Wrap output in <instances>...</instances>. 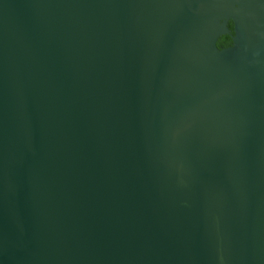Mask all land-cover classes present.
<instances>
[{
  "label": "water",
  "instance_id": "water-1",
  "mask_svg": "<svg viewBox=\"0 0 264 264\" xmlns=\"http://www.w3.org/2000/svg\"><path fill=\"white\" fill-rule=\"evenodd\" d=\"M0 264H264V0H0Z\"/></svg>",
  "mask_w": 264,
  "mask_h": 264
},
{
  "label": "trees",
  "instance_id": "trees-1",
  "mask_svg": "<svg viewBox=\"0 0 264 264\" xmlns=\"http://www.w3.org/2000/svg\"><path fill=\"white\" fill-rule=\"evenodd\" d=\"M231 26V28L233 27V24H231L230 25ZM231 38H230V36H228V35H225V36H222L221 38H220V40H219V42H218V46L220 47V48H223V47H225V46H230L231 45Z\"/></svg>",
  "mask_w": 264,
  "mask_h": 264
},
{
  "label": "flooded vegetation",
  "instance_id": "flooded-vegetation-1",
  "mask_svg": "<svg viewBox=\"0 0 264 264\" xmlns=\"http://www.w3.org/2000/svg\"><path fill=\"white\" fill-rule=\"evenodd\" d=\"M231 24H233V23L230 22V25H231ZM232 28H233V27H232ZM230 38H231V37H230ZM219 40H220V39H219ZM218 42H219V41H218ZM231 42H232V38H231ZM231 44H232V43H231ZM228 46H229V45H228ZM228 46H225V47H228ZM218 47H219V46H218ZM225 47H223V48H225ZM219 48H220V47H219Z\"/></svg>",
  "mask_w": 264,
  "mask_h": 264
}]
</instances>
